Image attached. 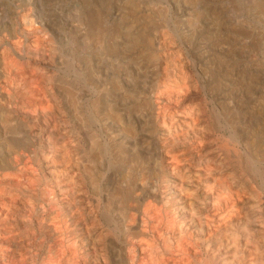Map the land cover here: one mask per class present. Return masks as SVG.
<instances>
[{
    "label": "bare ground",
    "instance_id": "1",
    "mask_svg": "<svg viewBox=\"0 0 264 264\" xmlns=\"http://www.w3.org/2000/svg\"><path fill=\"white\" fill-rule=\"evenodd\" d=\"M23 1L29 2L32 0H23ZM222 1H224V0H222ZM259 2H260V0H259ZM21 4H24V3H21ZM26 6H27V4H26ZM250 6H251V4H250ZM191 7L192 6H190V8ZM214 7H216V6H214ZM256 7L259 9V11L261 13H264V1L257 3ZM28 8H29V6H28ZM29 9L28 10L26 9L25 11L21 12V14H19L20 16L17 15L18 16L17 19L12 18L14 20L12 21L11 27L9 28V30L11 29L10 36H9V38H6L7 40L4 41L2 47H0V94L2 95V98L0 100V109L2 110V111H0V144L3 145L4 151H5L3 154H5L7 156L6 160L3 158L6 161L4 163V165L2 166L3 168H0V264H26V259L27 258L29 259L28 253H27V248H28L27 246L31 243L37 248V250H40L44 247L43 245L46 241L48 242V247L46 248V254L43 257L42 261L38 262L40 264H98V256H99V254H101V253H99V248H101L100 242L102 241L101 240L102 237H101V233H100L101 229H102V225H107V227L110 228L109 225L111 222V218L109 216H107L108 213L106 215H104L103 210L105 209V212L108 211L109 207H110L109 201H112L118 197L117 188L115 186L114 181L112 179H111L112 182L109 180L111 182V184H110V187L108 188L107 195H106L107 199L104 203L103 202L104 196L102 193L103 191H101L100 182H99L100 181V179H99L100 175H98L99 174L98 168H97L98 165H97V163L94 165V162L89 160L85 155L86 146L90 141L85 146V144H84L85 142L82 139H79V133H78L79 130H78V132H76L75 128H74L75 130L72 129L71 131H69L67 128H62V126L65 125V123H64L65 122V118H64L65 114L66 113L68 114L69 112H70L69 117L71 116V120H73L72 121L73 123L74 122H76V123L81 122L80 124L83 125L84 120L82 122L79 111L77 109V102L76 101L79 99V97L77 96V94L72 92L73 87L71 89L67 85H62V87L60 88L59 86L61 85V83H60L61 80H57L56 78H54L56 75L54 77H53V75H51V73L52 72L55 73L54 71L56 70L54 64L59 63L58 61L60 60V58H59L60 56L59 57L57 56V54H58L57 52L59 50V48H57V40H58V35H60V34H58L57 31H55L53 29V27H52L53 25L51 26L52 28L49 27V25H48L49 23H47L44 20V18L42 17V15L39 14L38 8H37L38 11L36 9L35 10H31V9L29 10ZM212 9H214V8H212ZM258 9H257V11H258ZM195 11H193V12L196 13ZM16 12H18V11H16ZM130 12L132 13L133 11H130ZM224 14H225V12H224ZM258 14H259V12H258ZM133 15H135V14H133ZM192 16H193V14H192ZM13 17H15V16H13ZM89 17H91V15ZM95 17H97V15ZM100 19H102V18H100ZM100 19H99V21H100ZM135 19H139V17L135 18ZM205 19H207V18H205ZM83 20H84V18H83ZM85 20L88 21V19H85ZM78 21H80V19ZM89 21H91V20H89ZM89 21H88V23H89ZM146 21H147V19H146ZM80 22H83V21H80ZM194 22H196V21H194ZM6 23H7V21H6ZM52 23L54 24V22H52ZM77 23H79V22H77ZM84 23L86 24V22H84ZM138 23L139 22H137V24ZM156 23H157V21H156ZM75 24H76V21H75ZM96 24L97 23H95V25ZM143 24H144V22H143ZM219 24L220 23H218V25ZM211 25H210V27H212ZM147 26H149V24ZM163 26H161V27H163ZM64 27H62L63 30H64ZM86 27H87V25H86ZM136 27H137V25H136ZM77 28L79 29V27H77ZM91 28H93V27H91L89 25L88 30H93ZM214 28H215V26H214ZM229 28H227V29H229ZM142 29H143V31H141V32L139 31L140 34L134 38V42L142 44L143 46L150 48L151 51L153 52V56H157V52L159 50L161 51L162 48L159 46H158V48H155L154 47L155 46L154 39L151 38V36L148 34V32L146 31V28H142ZM72 31H74V30H72ZM96 31L98 32V30H96ZM132 31H137V30H132ZM165 31H164V33H165ZM181 31H182V29H181ZM189 31H190V29H189ZM202 31L200 33H202ZM89 32H91V31H89ZM89 32H88V34H89ZM100 32H99V34H101ZM175 32H177V31H175ZM78 33H80V32H78ZM167 33H169V32H167ZM184 33H186V32H184ZM85 34H87V33H85ZM176 34H178V33H176ZM190 34L192 35V33H190ZM1 35H2V33H1ZM162 35H163V33H162ZM95 36H97V35H95ZM128 36H130V35L128 34ZM90 37H91V35H90ZM92 37H93V35H92ZM170 37H172V36H170ZM208 37H209V35H208ZM252 37H254V36H252ZM100 38H101V36H100ZM243 38H246V36ZM66 39H68V37ZM102 39H103V37H102ZM160 39H162V36ZM233 41H234V39H233ZM82 42H83V40H82ZM94 42H96V41H94ZM99 42H100V40H99ZM160 42H162L161 46L165 45L164 40L160 41ZM204 42L209 43V41H204ZM262 42H264V41H262ZM84 43H85V39H84ZM97 43H98V41H97ZM167 43H168V40H167ZM172 43H174V42H172ZM244 43H245V41H244ZM90 44H92V43H90ZM107 44H108V42H107ZM59 45H58V47H60ZM67 45H69V44H67ZM61 46H63V45H61ZM91 46L93 48V45H91ZM91 46L89 48H91ZM94 46H96V45H94ZM201 46H203V45H201ZM177 47H179V46H177ZM60 48H62V47H60ZM73 48H74V46H73ZM107 48H109V47H107ZM113 48H112V50H113ZM123 48H125V47H123ZM134 48H136V47H134ZM82 49H85V48H82ZM82 49H80V50L82 51ZM194 49L196 50V48H194ZM252 49H254V48H252ZM262 49H264V45H262ZM60 50H62V49H60ZM123 50L125 51V49H123ZM256 50L254 52H257ZM75 51H76V49H75ZM113 51H115V50H113ZM127 51L129 52V50H127ZM131 51L134 53L133 50H130V52ZM85 52H87V51H85ZM138 52H140V50L137 51V54H138ZM163 52H164V50H163ZM250 52H252V50ZM68 53H70V52L68 51ZM82 53H83V51H82ZM178 53H179V51H178ZM260 53H261V55L264 54L261 51H260ZM87 54H89V51L87 52ZM125 54H126V52H125ZM184 54H186V53H184ZM247 54H250V53H247ZM253 54H251V55H253ZM65 55H67V54H65ZM255 55H256V53H255ZM158 56H160V55H158ZM175 56H177V55H175ZM205 56H207V55H205ZM256 56H258V55H256ZM262 56H264V55H262ZM134 57H135V55H134ZM170 57H172V56H170ZM185 57H187V56H185ZM214 57H216V55ZM230 57H232V55ZM243 57H244V55H243ZM253 57H255V56L253 55ZM256 58H258V57H256ZM63 59H64V57H63ZM170 59H172V58H170ZM180 59H178V60H180ZM199 59H201V58H199ZM212 59H213V57H212ZM214 59H216V58H214ZM232 59H233V57H232ZM92 60L93 59H91V61ZM169 60L166 57H164V55H163L161 57H158L154 61V69H155V73L157 75L156 80L154 81L155 82L154 86H152L153 87L152 93H154V100H152V101L149 100L147 104L142 103V106L144 105L143 108H145L144 111H142V112H144V113L146 112V117H147L146 123H145L146 127H144L146 137H147V138H145L146 139V145H145L146 148L145 149L147 150V152H144V153H145V155L148 154V157H146V158L148 159V162H150L149 164L152 165V169L154 170V171H152V172H154L152 177H158L159 173L163 174L164 177L162 176L160 181H157L156 184H154V183L157 179L154 182H150L148 184L149 186L147 185L145 187L143 184L139 183L140 185H138V183H135L132 191L130 190L131 192L128 191V192L123 193L122 195L119 193L121 195L120 199H122V198L126 199L129 196H131V198L134 199L133 202L135 201V203H137L141 199L146 200V201H144V203H145L143 205L144 208L142 207L143 210L139 211V210L135 209L133 212L132 211H130V212L125 211L126 214L123 215V225H122L123 226V229H122L123 232L122 233H124V235L127 238H129V241H128L129 247H127V246L125 247L126 248V252H125L126 255L121 257V264H146L147 263L146 259L151 260V261L153 260L154 264H193V263L195 264V262L196 263L199 262V257L201 256L199 250L202 247L204 248V251L209 256V259L211 261L210 264H264V237H262L259 234V232H261V231L259 229H257V221L252 218L253 215L255 217V214L257 212H259L260 215L262 217H264V201L261 200L262 202H259L257 205L255 202L256 200H260L261 195L264 194V136H262L260 138L259 136L255 135L254 133H253L254 135L251 136V127L254 128L253 125L252 126L245 125L242 128V126H240V125L236 126L233 124L232 119L230 118V115H229V111H231L229 109V107L231 104L229 102L227 103V111H225V104L224 103H226V102H224V103L222 102L223 101L222 98H224V97H222L221 96L222 94H219V92H218V89L220 88V86H219V84L216 85V84L212 83V77L208 76L209 74L207 75V73L209 72L208 70H206L207 66L205 64L201 63V65L197 66L196 71H198L199 73L201 72L200 76L204 77L205 83L206 82H208V83L203 84L202 80L198 81L199 78L195 79V80H197L200 83V84L199 83L198 84H199V88H200L201 92L203 93V96L205 97V99H204V97L202 96L204 99L205 105H209V108H208L209 111L207 114L209 115L211 122L207 119L210 122V124H205L204 120H203V114L205 113V111L199 106L200 105L199 104L200 99H199V101H197L198 103L191 102L190 97H192L191 96L192 92L190 91V89L193 87H191L192 83H189L190 86H188V84H187V82L190 79L187 80L185 78L187 80L186 83L183 80L181 81L179 79L178 80L180 82L179 81L177 82L175 80H170V78H171L170 76H172V75L169 76L170 73L169 74L167 73V71H169V70H163V72L160 71L161 73H159V68H160L161 63L164 62V65H166V67H167ZM190 60H192V59L190 58ZM248 60H249V58H248ZM173 61H174V59H173ZM260 61H261V59H260ZM60 62H61V60H60ZM149 62L150 61H148V63ZM212 62H213V60H212ZM223 62L221 61V63H223ZM227 62H228V60H227ZM258 62H259V60L256 63H258ZM111 63L114 64V62H111ZM151 63H152V60H151ZM143 64H144V62H143ZM216 64H218V63H216ZM80 65H82V64H80ZM149 65H147L146 68H148ZM188 65H189V63H188ZM207 65H208V63H207ZM210 65L211 64H209L208 66H210ZM180 66H181V64H180ZM81 67H83V66H81ZM166 67H165V69H166ZM121 68H123V67L121 66ZM162 68H163V66H162ZM226 68H227V66H226ZM259 68H260V66H258V69ZM70 69H72V68H70ZM99 69L100 68L98 67V70ZM119 69H120V67H119ZM119 69H118V71H119ZM230 69H232V68H230ZM262 70H264V69H262ZM87 71H89V70H87ZM94 71H95V69H94ZM124 71H125V69H124ZM175 72H176V70H175ZM61 73H63V72H61ZM95 73H97V72H95ZM127 73H128V70H127ZM217 73H219V71ZM235 73H237V72H235ZM56 74H58V73H56ZM86 74H88V73L86 72ZM93 74L94 73H92L91 75H93ZM183 74H184V72H183ZM62 75H64V74H62ZM94 75H96V74H94ZM116 75H118V73ZM175 75L177 76V74H175ZM185 75H186V72H185ZM115 76H113V77H115ZM180 76H179V78H180ZM113 77H112V79H115ZM183 77H184V75H183ZM220 77H221V75H220ZM117 78H118V76H117ZM222 78L224 79V77H222ZM116 79H115V81H116ZM241 80H242V78H241ZM117 81H119V80H117ZM226 81H227V79H226ZM111 82H114V81L111 80ZM152 82H153V80H152ZM256 82H257V84L264 82V72L258 73V78L256 79ZM119 83H120V81H119ZM193 83H194V81H193ZM215 83H217V82H215ZM100 84H98V85H100ZM84 85H86V84H84ZM92 85H94V84H92ZM244 85H245V83H244ZM240 86H241V84H240ZM100 87H102V86H100ZM216 87H219V88L216 89ZM237 87H238V85L236 86V88ZM246 87H247V85H246ZM242 88L246 89L245 87H242ZM257 88H259V87H257ZM244 89H243V91H244ZM248 91H249V89H248ZM201 92L199 91L200 94H201ZM252 92H254V91H252ZM91 93L93 94V91ZM126 93H127V91H126ZM238 93H239V91H238ZM256 93H258V92H256ZM100 94H102V93H100ZM110 94H113V93H110ZM122 94H125V93L123 92ZM253 94H255V93H253ZM58 95L61 96V100H59ZM102 95H104V94H102ZM228 95H231V94H228ZM228 95L226 96V98L228 97ZM80 96H83V95L81 94ZM193 97H194V95H193ZM260 97H258V98H260ZM88 98H90V96ZM113 98H115V97H113ZM207 98H209L210 100H208ZM131 100H132V98H131ZM261 100L264 101V96L261 97ZM80 101L78 100V102H80ZM230 102L232 103V101H230ZM81 103L82 102H80V104ZM197 104H199V105H197ZM254 104L256 105V103H254ZM261 104L264 105V103H260V105ZM126 105L127 104H125V106ZM139 106L135 105V107H139ZM90 107H89V109H90ZM113 107L115 108V106H113ZM232 107H233V105H232ZM98 108H97V110H98ZM236 108H238V107H236ZM243 110H244V108H243ZM80 111H82V109ZM252 111H253V109H252ZM138 112H140V110H137V109L134 110V113H138ZM94 113H96V112H94ZM104 113H106V112H104ZM82 114L84 115V113H82ZM128 114H129V112H128ZM262 114H264V113H262ZM110 115H112V113ZM114 115H116V113ZM118 115H120V113ZM87 117H89V116L87 115ZM252 117H253V115H252ZM240 118H243V117L240 116ZM250 118H249V120H250ZM262 118H264V116H262ZM91 119H93V118H91ZM117 120H118V118H117ZM122 120H124V119L122 118ZM87 121H88V123L90 122L89 120H87ZM262 121H264V120H262ZM102 122H103V120H102ZM102 122H100V123H102ZM104 122H105V119H104ZM115 122H116V119H115ZM237 122H238V124H240L239 120ZM254 122H252V123L254 124ZM84 123H87V122H84ZM257 123L258 122H256V124ZM133 124H134V122H133ZM262 124H264V123H262ZM78 125H79V123H78ZM229 125H232L233 129H230L231 127L229 128ZM241 125H242V123H241ZM135 126H136V123H135ZM67 127H68V125H67ZM72 127H74V126H72ZM84 127L82 126L83 129H84ZM209 127H212L214 132L218 134L217 138H215L214 140L210 139V137H209V135H210V132H209L210 128ZM91 128L94 130L93 127H91ZM107 128H108V126H107ZM126 128L128 129V127H126ZM129 128H130V126H129ZM135 128H133V129H135ZM130 129H132V127ZM261 129H262L261 132L264 133V128H261ZM98 130H101V129H98ZM132 131H135V130H132ZM94 132H95V130H94ZM105 132H107V131H105ZM124 132H125V130H124ZM255 132H258V131H255ZM259 133H260V131H259ZM114 134L116 135V132ZM108 137H109V134H108ZM220 140H222V142L219 144ZM117 141H119V140H117ZM104 143H105V141H104ZM118 143H120V141ZM128 144H129V142L127 143V145ZM95 145H96L95 143L91 142L89 146H90V148H92V147L95 148ZM112 145H109V146H112ZM121 145H123V144H121ZM125 145L126 144H124V147H125ZM212 145H215L216 149H214V148L211 149L210 146H212ZM89 146H87V147H89ZM115 146H114V148H115ZM124 147L121 146L120 154L122 156H125L128 158L129 155L126 154L127 151L124 149ZM0 149L2 150V148H0ZM103 149H104V147H103ZM109 150H111V149H109ZM217 151H219L220 153L225 151V155H224L225 159H223V157L221 155H217ZM105 152H107L106 149H105ZM97 153H96V155H97ZM138 154L139 153L137 152V156H138ZM111 155H113V154L111 153L110 156ZM131 155L130 156L132 158L136 157V155L134 157L133 152L131 153ZM102 157H104V156H102ZM125 157H123V159ZM139 158L140 157H138V159ZM97 161L99 162V159ZM116 161H117V159H116ZM230 161L238 162V164L242 168V171L244 172V175H245V178H244L245 181L244 182H242L240 180V178L236 176V174H235L236 171L229 169L228 162H230ZM123 162H124V160H123ZM130 162H131V160H130ZM144 164H145V161H144ZM149 164H148V166H149ZM232 164L233 163H231V165ZM236 164L234 163V165H236ZM100 166H101V164H100ZM139 167H141V166H139ZM103 168H101V169L104 170ZM132 169H135V168H132ZM5 170H9V173H8V171L6 173ZM141 172H143V171H141ZM137 173H139V172H137ZM14 177L15 178L17 177L20 180L12 179ZM3 178H6V180H8V181H6V182L3 181V180H5ZM7 178H9V179H7ZM133 179H134V177L132 178V182H133ZM140 179H141L140 180V182H141L143 177H141ZM168 181H169V183H168ZM138 182H139V180H138ZM120 186H122V184ZM125 186H127V185H125ZM125 186H123V188ZM247 186H250L251 190H249V192L247 191ZM164 188L170 190L169 191V192H171L170 198H168L167 196L166 197L164 196V193H166L163 191ZM102 190H104V189H102ZM15 191H17L18 194H20L22 196V198H19L18 197L19 195L15 196L14 195ZM202 200H204V201H202ZM172 203H173V205H174V203H176V207H172V205H171ZM245 204L249 205L248 206L249 211L247 210L249 212V214H247L246 210L244 209ZM135 206L133 208H135ZM137 206H138V204H137ZM120 207H122V206H120ZM115 209H116V207H115ZM114 214H116V213H114ZM112 216H113V214H112ZM262 226H264V225H261V227ZM118 230H119V228H118ZM130 237H132V239L134 238L135 240L132 242L130 240ZM165 237H167V238H165ZM107 239L109 241L110 246L116 245L115 242L113 241V239L111 240V239H109V237H107ZM172 241H175V243H174L175 245L170 244V243H172ZM122 242H124V241H122ZM104 245L106 246V244H104ZM102 252H103V250H102ZM118 254H119V251H118ZM36 257H37V253L32 254V258H33L34 262H36V260H37ZM203 259H204V257H203ZM205 259H204V261H205ZM201 262H202V260H201ZM35 264H37V262Z\"/></svg>",
    "mask_w": 264,
    "mask_h": 264
},
{
    "label": "rangeland",
    "instance_id": "2",
    "mask_svg": "<svg viewBox=\"0 0 264 264\" xmlns=\"http://www.w3.org/2000/svg\"><path fill=\"white\" fill-rule=\"evenodd\" d=\"M33 1V2H32ZM29 2L23 1V0H0V47H2L4 41H6V38H9L11 29V23L14 19H17L19 14L21 12L28 10L29 8L31 10H37L39 14L42 15L44 20L49 23V27L57 31L58 34V40H57V48L58 54L57 56L60 58L58 61L59 63H55L54 66L56 70L55 73H51L54 78L57 80H61V85H67L71 89L73 87V93L77 94L79 97V101L77 102V109L79 111L81 120L84 123L83 125L80 124L81 122H72L70 112L65 114V127L62 126V128H67L69 131L72 129H76V132L79 130V139H82L86 144L88 143L90 145L91 142L95 143V148L87 144L85 149V155L86 157L94 162V165L97 163L98 165V175L100 179V187L101 191H103L104 200L105 203L107 199V191L110 187V184L112 180L115 183V186L117 188L118 197L112 201H109L110 207L109 210L105 212V209L103 210L104 215L108 213L107 216L111 218L110 222V228L107 227V225H102L101 229V237L102 241L100 242L101 248H99V256H98V264H121V257L126 255V246H128L129 238H127L124 233H122L123 229V215L126 214V212L134 211L136 210H143L144 208V200H139L137 203L134 199L129 196L128 198L120 199L121 195L125 192L132 191L134 188V184L138 183V185L143 184L144 187L147 186L150 182H154L156 184L157 181H160L161 177L164 175L159 173L158 177H152L154 171L152 169V165H150L148 162V154L145 155L144 152H147L145 149L146 145V133L145 128L146 127V112L144 111L145 108L143 104H147L148 101L154 100V93H152V86H154V81L156 80V73L154 69V61L158 58L164 55L169 62L168 66L164 65V62L161 63L159 68V73L163 72V70H169L167 73L172 76H170V80H183L185 83L187 80L188 86H190L189 83H192L191 87L189 88L192 92V97H190L191 102L198 103L205 113L203 114V120L205 124H210L211 119L209 115L207 114L209 111V105H205L203 96V93L201 92L199 88V80L203 81V84L205 83L204 77H201L197 70V66L202 64H205L207 66L206 70L209 72L207 73L208 76L212 77V83L220 86L216 87L218 89L219 94H222L221 96L224 97L223 103L225 104V111H227V103L229 102L231 105L229 109L232 111H229L230 118L232 119V122L236 126H242V128L245 125L254 126L251 127V136L257 135L260 138L264 136V133H262V129L264 128V105H260V103H264V101L261 100V97L264 96V82L257 84L256 79L258 78V73L264 72V54L261 55L260 51L264 53V49H262V45H264V13H261L259 9L256 7L257 3H260L264 0H32ZM82 1V2H81ZM194 1V2H193ZM226 1V2H225ZM247 1V2H246ZM253 1V2H252ZM211 2V3H210ZM24 3V4H21ZM32 3V4H31ZM193 3V4H192ZM248 5H247V4ZM27 4V6H26ZM217 4V5H216ZM251 4V6H250ZM256 4V5H255ZM31 5V6H30ZM34 5V6H33ZM132 5V6H131ZM208 5V6H207ZM212 5V6H211ZM23 6V7H22ZM29 6V8H28ZM36 6V7H35ZM136 6V7H135ZM190 6H192L190 8ZM207 6V7H206ZM216 6V7H214ZM219 6V7H218ZM222 6V7H221ZM249 6V7H248ZM253 6V7H252ZM201 7V8H200ZM214 8V9H212ZM254 8V9H253ZM29 9V10H30ZM42 9V10H41ZM131 9V10H130ZM187 9V10H186ZM196 13H194L193 11ZM211 9V10H210ZM227 9V10H226ZM258 9V11H257ZM186 10V11H185ZM18 11V12H16ZM130 11H133L132 13ZM138 11V12H137ZM152 11V12H151ZM216 11V12H215ZM254 11V12H253ZM188 12V13H187ZM193 12V13H192ZM201 12V13H200ZM210 12V13H209ZM225 12V14H224ZM227 12V13H226ZM259 12V14H258ZM95 13V14H94ZM206 13V14H205ZM58 14V15H57ZM91 17H89L90 15ZM99 14V15H98ZM125 14V15H124ZM130 16H129V15ZM135 14V15H133ZM152 14V15H151ZM193 14V16H192ZM211 14V15H210ZM218 14V15H217ZM221 14V15H220ZM18 15V16H17ZM44 15V16H43ZM78 15V16H77ZM86 15V16H85ZM94 15V16H93ZM97 15V17H95ZM140 15V16H139ZM209 15V16H208ZM258 15V16H257ZM15 16V17H13ZM99 16V17H98ZM223 16V17H222ZM62 17V18H61ZM139 19H135L138 18ZM153 17V18H152ZM199 17V18H198ZM202 19H201V18ZM227 17V18H226ZM14 18V19H12ZM85 19L91 20L88 21ZM102 18V19H100ZM122 18V19H121ZM129 20H128V19ZM207 18V19H205ZM215 18V19H214ZM258 18V19H257ZM49 19V20H48ZM80 19V22L78 21ZM100 19V21H99ZM143 19V20H142ZM147 19V21H146ZM194 19V20H193ZM198 19V20H197ZM201 21H200V20ZM230 19V20H229ZM56 20V21H55ZM141 20V21H140ZM176 20V21H175ZM186 20V21H185ZM7 21V23H6ZM11 21V22H10ZM62 21V22H61ZM74 21V22H73ZM76 21V24H75ZM130 21V22H129ZM132 21V22H131ZM139 22L137 24V22ZM157 21V23H156ZM196 21V22H194ZM206 21V22H205ZM233 21V22H232ZM54 22V24L52 23ZM65 22V23H64ZM79 22V23H77ZM86 22V24L84 23ZM135 22V23H134ZM144 22V24H143ZM174 22V23H173ZM179 22V23H178ZM194 22V23H193ZM206 24H204V23ZM68 23V24H67ZM95 23H97L95 25ZM142 23V24H141ZM156 23V24H155ZM162 23V24H161ZM201 25H200V24ZM214 23V24H213ZM218 23H220L218 25ZM228 23V24H227ZM233 23V24H232ZM72 26H71V25ZM140 24V25H139ZM149 24V26H147ZM212 24V25H211ZM53 25V26H52ZM76 25V26H75ZM87 25V27H86ZM89 25L93 28V30H88ZM129 27H128V26ZM137 25V27H136ZM164 25V26H163ZM172 25V26H171ZM185 25V26H184ZM210 25L212 27H210ZM218 25V26H217ZM226 25V26H225ZM241 25V26H240ZM52 26V27H51ZM60 26V27H59ZM65 26V27H64ZM67 26V27H66ZM75 26V27H74ZM100 26V27H99ZM135 26V27H134ZM141 26V27H140ZM163 26V27H161ZM215 26V28H214ZM221 26V27H220ZM228 26V27H227ZM257 26V27H256ZM56 27V28H55ZM64 27V30L63 28ZM79 27V29L77 28ZM230 27V28H229ZM239 27V28H238ZM249 27V28H248ZM7 28V29H6ZM67 28V29H66ZM77 28V29H76ZM101 28V29H100ZM126 28V29H125ZM130 28V29H129ZM134 28V29H133ZM142 28H146V31L151 36V38L154 39L155 42V48L161 47V51L159 50L157 52V56H153V52L150 48L143 46L142 44L135 43L134 38L137 37L141 31H143ZM168 28V29H167ZM177 28V29H176ZM209 28V29H208ZM229 28V29H227ZM61 29V30H60ZM71 29V30H70ZM98 30V32L96 30ZM137 31H132V30ZM140 29V30H139ZM142 29V30H141ZM182 29V31H181ZM190 29V31H189ZM231 29V30H230ZM59 30V31H58ZM67 30V31H66ZM74 30V31H72ZM83 30V31H82ZM125 30V31H124ZM163 30V31H162ZM166 30V31H165ZM171 30V31H170ZM203 30V31H202ZM212 30V31H211ZM229 30V31H228ZM241 30V31H240ZM248 30V31H247ZM250 30V31H249ZM4 31V32H3ZM72 31V32H71ZM76 31V32H75ZM91 31V32H89ZM93 31V32H92ZM95 31V32H94ZM101 31V32H100ZM140 31V32H139ZM154 31V32H153ZM165 31V33H164ZM173 31V32H172ZM177 31V32H175ZM188 31V32H187ZM202 31V33H200ZM206 31V32H205ZM228 31V32H227ZM234 31V32H233ZM259 33H258V32ZM80 32V33H78ZM89 32V34H88ZM99 32L101 34H99ZM169 32V33H167ZM186 32V33H184ZM251 32V33H250ZM2 33V35H1ZM66 33V34H65ZM87 33V34H85ZM163 33V35H162ZM172 33V34H171ZM178 33V34H176ZM183 33V34H182ZM192 33V35L190 34ZM195 33V34H194ZM65 34V35H64ZM72 34V35H71ZM128 34L130 36H128ZM135 34V35H134ZM167 34V35H166ZM189 34V35H188ZM221 34V35H220ZM257 34V35H256ZM4 35V36H3ZM62 35V36H61ZM77 35V36H76ZM91 35V37H90ZM93 35V37H92ZM97 35V36H95ZM124 35V36H123ZM176 35V36H175ZM181 35V36H180ZM201 35V36H200ZM209 35V37H208ZM235 35V36H234ZM251 35V36H250ZM259 35V36H258ZM87 36V37H86ZM89 36V37H88ZM101 36V38H100ZM162 36V39H160ZM172 36V37H170ZM237 36V37H236ZM240 36V37H239ZM246 38H243L245 37ZM254 36V37H252ZM3 37V38H2ZM5 37V38H4ZM68 37V39H66ZM95 37V38H94ZM98 39H97V38ZM103 37V39H102ZM125 37V38H124ZM165 37V38H164ZM168 37V38H167ZM185 37V38H184ZM191 37V38H190ZM214 37V38H213ZM62 38V39H61ZM75 38V39H74ZM85 43H84V39ZM91 38V39H90ZM100 38V39H99ZM157 38V39H156ZM190 38V39H189ZM195 38V39H194ZM206 38V39H205ZM230 38V39H229ZM238 38V39H237ZM242 38V39H241ZM259 38V39H258ZM5 39V40H4ZM66 39V40H65ZM93 39V40H92ZM106 39V40H105ZM132 39V40H131ZM170 39V40H169ZM197 39V40H196ZM234 39V41H233ZM83 40V42H82ZM91 42H90V41ZM100 40V42H99ZM159 40V41H158ZM165 45L161 46L163 41ZM168 40V43H167ZM177 40V41H176ZM184 40V41H183ZM218 40V41H217ZM240 40V41H239ZM254 40V41H253ZM66 41V42H65ZM69 41V42H68ZM72 41V42H71ZM96 41V42H94ZM98 41V43H97ZM157 41V42H156ZM171 41V42H170ZM204 41H209L204 42ZM216 43H215V42ZM220 41V42H219ZM223 41V42H222ZM238 41V42H237ZM245 41V43H244ZM257 41V42H256ZM59 42V43H58ZM62 42V43H61ZM82 42V43H81ZM102 42V43H101ZM108 42V44H107ZM174 42V43H172ZM218 42V43H217ZM229 42V43H228ZM233 42V43H232ZM236 42V43H235ZM61 43V44H60ZM87 43V44H86ZM92 43V44H90ZM101 43V44H100ZM106 43V44H105ZM129 43V44H128ZM262 43V44H261ZM60 44V45H59ZM69 44V45H67ZM79 44V45H78ZM87 46H86V45ZM98 44V45H97ZM101 46H100V45ZM116 44V45H115ZM133 44V45H132ZM184 44V45H183ZM192 44V45H191ZM239 44V45H238ZM251 44V45H250ZM254 44V45H253ZM58 45L60 47H58ZM63 45V46H61ZM74 48H73V46ZM93 45V48L92 46ZM96 45V46H94ZM129 45V46H128ZM136 45V46H135ZM141 45V46H140ZM190 45V46H189ZM203 45V46H201ZM206 45V46H205ZM211 45V46H210ZM84 46V47H83ZM91 46V48H89ZM100 48H99V47ZM127 46V47H126ZM136 48H134V47ZM179 46V47H177ZM200 46V47H199ZM221 46V47H220ZM247 46V47H246ZM70 47V48H69ZM109 47V48H107ZM114 47V48H113ZM117 47V48H116ZM125 47V48H123ZM129 47V48H128ZM132 47V48H131ZM138 47V48H137ZM172 47V48H171ZM204 47V48H203ZM85 48V49H82ZM98 48V49H97ZM115 50L113 51L112 50ZM128 48V49H127ZM141 48V49H140ZM174 48V49H173ZM196 48V50L194 49ZM206 48V49H205ZM249 50H248V49ZM254 48V49H252ZM259 48V49H258ZM261 48V49H260ZM62 49V50H60ZM76 49V51H75ZM82 49V51L80 50ZM125 49V51L123 50ZM181 49V50H180ZM189 49V50H188ZM201 49V50H200ZM252 52H250L251 50ZM257 49V50H256ZM66 50V51H65ZM80 50V51H79ZM112 50V51H111ZM121 52H120V51ZM123 50V51H122ZM129 50V52L127 51ZM130 50H133L134 53ZM140 50V52L137 51ZM164 50V52H163ZM211 50V51H210ZM241 50V51H240ZM257 52H254V51ZM68 51L70 53H68ZM89 51V54L87 52ZM101 51V52H100ZM167 51V52H166ZM173 51V52H172ZM179 51V53H178ZM200 51V52H199ZM227 51V52H226ZM229 51V52H228ZM235 51V52H234ZM62 52V53H61ZM79 54H78V53ZM92 52V53H91ZM123 52V53H122ZM126 52V54H125ZM223 52V53H222ZM60 53V54H59ZM67 55H65V54ZM128 53V54H127ZM159 53V54H158ZM178 53V54H177ZM186 53V54H184ZM219 53V54H218ZM239 53V54H238ZM246 53V54H245ZM250 53V54H247ZM254 53V54H253ZM258 55L256 56L255 55ZM63 54V55H62ZM71 54V55H70ZM86 54V55H85ZM151 54V55H150ZM169 54V55H168ZM183 54V55H182ZM188 54V55H187ZM209 54V55H208ZM218 54V55H217ZM228 54V55H227ZM253 54L255 57H253ZM76 55V56H75ZM89 55V56H88ZM96 55V56H95ZM125 55V56H124ZM135 55V57H134ZM145 55V56H144ZM160 55V56H158ZM168 55V56H167ZM177 55V56H175ZM203 55V56H202ZM207 55V56H205ZM216 55V57H214ZM232 55V57H230ZM244 55V57H243ZM261 55V56H260ZM64 59H63V57ZM88 56V57H87ZM98 56V57H97ZM172 56V57H170ZM187 56V57H185ZM210 56V57H209ZM222 56V57H221ZM74 57V58H73ZM76 57V58H75ZM93 57V58H92ZM96 57V58H95ZM154 57V58H153ZM175 57V58H174ZM181 59H180V58ZM194 59H193V58ZM205 57V58H204ZM209 57V58H208ZM213 57V59H212ZM224 57V58H223ZM229 57V58H228ZM239 57V58H238ZM249 60H248V58ZM258 57V58H256ZM68 58V59H67ZM125 58V59H124ZM140 58V59H139ZM190 58L192 60H190ZM201 58V59H199ZM216 58V59H214ZM218 58V59H217ZM223 58V59H222ZM226 58V59H225ZM252 58V59H251ZM75 59V60H74ZM78 59V60H77ZM86 59V60H85ZM91 59H93L91 61ZM147 59V60H146ZM154 59V60H153ZM162 59V58H161ZM174 59V61H173ZM180 59V60H178ZM188 59V60H187ZM213 62H212V60ZM240 59V60H239ZM244 59V60H243ZM261 59V61H260ZM64 62H63V61ZM152 60V63H151ZM228 60V62H227ZM239 60V61H238ZM259 60L258 63H256ZM73 61V62H72ZM91 61V62H90ZM95 61V62H94ZM122 61V62H121ZM148 61H150L148 63ZM173 61V62H172ZM178 61V62H177ZM185 61V62H184ZM211 61V62H210ZM221 61L223 63H221ZM226 61V62H225ZM243 63H242V62ZM63 62V63H62ZM87 62V63H86ZM111 62H114L111 63ZM141 62V63H140ZM144 62V64H143ZM181 62V63H180ZM251 62V63H250ZM76 63V64H75ZM121 63V64H120ZM124 63V64H123ZM147 63V64H146ZM151 63V64H150ZM176 63V64H175ZM189 63V65H188ZM191 63V64H190ZM198 63V64H197ZM211 64L210 66L207 65ZM218 63V64H216ZM230 63V64H229ZM234 63V64H233ZM239 63V64H238ZM250 63V64H249ZM256 63V64H255ZM62 64V65H61ZM82 64V65H80ZM89 64V65H88ZM141 64V65H140ZM150 64V65H149ZM181 64V66H180ZM229 64V65H228ZM249 64V65H248ZM256 66H255V65ZM259 64V65H258ZM262 64V65H261ZM60 65V66H59ZM64 65V66H63ZM72 65V66H71ZM76 65V66H75ZM78 65V66H77ZM88 65V66H87ZM139 65V66H138ZM145 65V66H144ZM148 66V68H146ZM224 65V66H223ZM235 67H234V66ZM68 66V67H67ZM83 66V67H81ZM87 66V67H86ZM97 66V67H96ZM121 66L123 68H121ZM143 66V67H142ZM163 66V68H162ZM175 66V67H174ZM189 68H188V67ZM213 66V67H212ZM216 66V67H215ZM229 69H227L226 68ZM232 66V67H231ZM258 66L260 68L258 69ZM85 67V68H84ZM98 67L100 68L98 70ZM115 67V68H114ZM117 67V68H116ZM120 67V69H119ZM142 67V68H141ZM151 67V68H150ZM166 67V69H165ZM171 69H170V68ZM180 67V68H179ZM65 68V69H64ZM67 68V69H66ZM72 68V69H70ZM84 68V69H83ZM144 68V69H143ZM184 68V69H183ZM195 70H194V69ZM212 68V69H211ZM232 68V69H230ZM235 68V69H234ZM237 68V69H236ZM251 68V69H250ZM59 69V70H58ZM86 69V70H85ZM95 69V71H94ZM119 69V71H118ZM125 69V71H124ZM179 69V70H178ZM181 69V70H180ZM189 71H188V70ZM89 70V71H87ZM97 70V71H96ZM115 70V71H114ZM128 70V73H127ZM176 70V72H175ZM227 72H226V71ZM233 72H232V71ZM93 71V72H92ZM100 71V72H99ZM153 71V72H152ZM161 71V72H160ZM182 71V72H181ZM188 71V72H187ZM219 71V73H217ZM254 71V72H253ZM63 72V73H61ZM74 72V73H73ZM80 74H79V73ZM86 72L88 74H86ZM97 72V73H95ZM184 72V74H183ZM186 72V75H185ZM237 72V73H235ZM58 73V74H56ZM72 73V74H71ZM77 73V74H76ZM92 73L96 75H91ZM118 73V75L116 74ZM122 73V74H121ZM172 73V74H171ZM190 73V74H189ZM228 73V74H227ZM247 73V74H246ZM61 74V75H60ZM62 74H66L65 76ZM90 74V75H89ZM177 74V76L175 75ZM188 74V75H187ZM227 74V75H226ZM246 76H245V75ZM86 75V76H85ZM98 75V76H97ZM103 75V76H102ZM116 75V76H115ZM129 75V76H128ZM181 75V76H180ZM184 75V77H183ZM192 75V76H191ZM215 75V76H214ZM221 75V77H220ZM115 76V77H113ZM118 76V78H117ZM133 78H132V77ZM180 76V78H179ZM187 76V77H186ZM198 76V77H197ZM67 77V78H66ZM69 77V78H68ZM100 77V78H99ZM113 78H117L116 81ZM126 77V78H125ZM129 77V78H128ZM183 77V78H182ZM192 77V78H191ZM197 77V78H196ZM201 77V78H200ZM224 77V79L222 78ZM233 77V78H232ZM236 77V78H235ZM240 77V78H239ZM65 78V79H64ZM108 78V79H107ZM114 82H111V80ZM131 78V79H130ZM187 80H186V79ZM199 78V79H198ZM222 78V79H221ZM235 78V79H234ZM242 78V80H241ZM68 79V80H67ZM102 79V80H101ZM179 79V80H178ZM195 79H198L195 80ZM204 79V80H203ZM227 79V81H226ZM78 80V81H77ZM110 80V81H109ZM119 80V81H117ZM128 80V81H127ZM153 80V82H152ZM221 80V81H220ZM226 82H225V81ZM237 82H236V81ZM245 80V81H244ZM249 80V81H248ZM81 81V82H80ZM92 81V82H91ZM100 81V82H99ZM194 81V83H193ZM214 81V82H213ZM233 81V82H232ZM239 81V82H238ZM251 81V82H250ZM72 82V83H71ZM85 82V83H84ZM130 82V83H129ZM180 82V81H179ZM217 82V83H215ZM224 82V83H223ZM254 84H253V83ZM77 83V84H76ZM101 83V84H100ZM105 83V84H104ZM116 83V84H115ZM170 83V82H169ZM199 83V84H198ZM223 83V84H222ZM245 83V85H244ZM83 84V85H82ZM86 84V85H84ZM94 84V85H92ZM100 84V85H98ZM124 84V85H123ZM172 84V83H171ZM235 84V85H234ZM241 84V86H240ZM243 84V85H242ZM261 84V85H260ZM89 85V86H88ZM111 85V86H110ZM116 85V86H115ZM122 85V86H121ZM234 85V86H233ZM238 87L236 88V86ZM247 85V87H246ZM83 86V87H82ZM88 86V87H87ZM98 86V87H97ZM102 86V87H100ZM127 86V87H126ZM227 86V87H226ZM253 86V87H252ZM255 86V87H254ZM76 87V88H75ZM79 87V88H78ZM82 87V88H81ZM107 87V88H106ZM113 87V88H112ZM116 87V88H115ZM120 87V88H119ZM151 87V88H150ZM230 87V88H229ZM245 87L246 89L242 88ZM251 87V88H250ZM259 87V88H257ZM89 88V89H88ZM93 90H92V89ZM115 88V89H114ZM126 88V89H125ZM130 88V89H129ZM150 88V89H149ZM199 88V89H198ZM233 88V89H232ZM261 88V89H260ZM113 89V90H112ZM194 89V90H193ZM215 89V90H216ZM226 89V90H225ZM235 89V90H234ZM244 89V91H243ZM249 89V91H248ZM252 89V90H251ZM95 90V91H94ZM98 90V91H97ZM121 90V91H120ZM127 93H126V91ZM193 90V91H192ZM196 90V91H195ZM233 90V91H232ZM257 90V91H256ZM93 91V94L91 92ZM101 91V92H100ZM115 91V92H114ZM117 91V92H116ZM201 92V94L199 93ZM235 91V92H234ZM239 91V93H238ZM243 91V92H242ZM254 91V92H252ZM109 92V93H108ZM125 94H122V93ZM258 92V93H256ZM104 95H102V94ZM113 93V94H110ZM199 93V94H198ZM255 93V94H253ZM83 96H80V95ZM225 94V95H224ZM231 94V95H228ZM108 95V96H107ZM128 95V96H127ZM133 95V96H132ZM194 95V97H193ZM228 97L226 98V96ZM246 95V96H245ZM0 100L2 98V95L0 94ZM59 96V100H61V96ZM90 96V98H88ZM111 96V97H110ZM118 96V97H117ZM121 96V97H120ZM124 96V97H123ZM126 96V97H125ZM204 99H203V97ZM237 96V97H236ZM245 96V97H244ZM261 96V97H260ZM81 97V98H80ZM87 97V98H86ZM93 97V98H92ZM106 97V98H105ZM115 97V98H113ZM200 97V98H199ZM260 97V98H258ZM103 98V99H102ZM127 98V99H126ZM132 98V100H131ZM196 98V99H195ZM250 98V99H249ZM255 98V99H254ZM86 99V100H85ZM115 99V100H114ZM126 99V100H125ZM140 99V100H139ZM189 99V100H190ZM193 99V100H192ZM210 100L209 98H207ZM124 100V101H123ZM134 100V101H133ZM146 100V101H145ZM226 100V101H225ZM248 100V101H247ZM95 101V102H94ZM126 101V102H125ZM195 101V102H194ZM232 101V103L230 102ZM107 102V103H106ZM115 102V103H114ZM128 102V103H127ZM146 102V103H145ZM201 102V103H200ZM219 102V101H218ZM235 102V103H234ZM243 102V103H242ZM253 102V103H252ZM234 103V104H233ZM237 103V104H236ZM256 103V105L254 104ZM80 104V105H79ZM125 104H127L125 106ZM139 106V107H135ZM85 105V106H84ZM92 105V106H91ZM122 105V106H121ZM203 105V106H202ZM233 105V107H232ZM235 105V106H234ZM258 105V106H257ZM260 105V106H259ZM90 109H89V107ZM115 106V108L113 107ZM146 106V105H145ZM241 106V107H240ZM251 106V107H250ZM257 106V107H256ZM82 107V108H81ZM98 110H97V108ZM112 107V108H111ZM124 107V108H123ZM130 107V108H129ZM238 107V108H236ZM108 108V109H107ZM130 110H129V109ZM143 108V109H142ZM241 108V109H240ZM244 108V110H243ZM252 109L250 110V109ZM82 109V111H80ZM94 109V110H93ZM140 110L138 113H134V110ZM238 111H237V110ZM240 109V110H239ZM262 109V110H261ZM101 110V111H100ZM105 110V111H104ZM110 110V111H109ZM132 110V111H131ZM207 110V111H206ZM257 110V111H256ZM261 110V111H260ZM0 111H2L0 109ZM109 111V112H108ZM117 111V112H116ZM123 111V112H122ZM81 112V113H80ZM96 112V113H94ZM106 112V113H104ZM112 115H110L111 113ZM120 115H118L119 113ZM129 112V114H128ZM132 112V113H131ZM237 112V113H236ZM258 112V113H257ZM84 113V115L82 114ZM109 113V114H108ZM116 113V115H114ZM118 113V114H117ZM245 115H244V114ZM252 113V114H251ZM256 113V114H255ZM94 116H93V115ZM100 114V115H99ZM104 114V115H103ZM243 114V115H242ZM262 116H261V115ZM87 115L89 117H87ZM97 117H96V116ZM103 117H102V116ZM107 117H106V116ZM208 115V116H207ZM253 115V117H252ZM84 116V117H83ZM92 116V117H91ZM111 116V117H110ZM238 118H237V117ZM243 117V118H240ZM261 116V117H260ZM97 119H96V118ZM106 117V118H105ZM251 117V118H250ZM90 118V119H89ZM93 118V119H91ZM105 122H104V119ZM116 122H115V119ZM118 118V120H117ZM122 118L124 120H122ZM132 118V119H131ZM250 118V120H249ZM261 118V119H260ZM100 119V120H99ZM109 119V120H108ZM121 119V120H120ZM131 119V120H130ZM134 119V120H133ZM206 119V120H205ZM210 121H208V120ZM245 119V120H244ZM253 119V120H252ZM89 120L90 122L88 123ZM92 120V121H91ZM103 120V122H102ZM108 120V121H107ZM126 120V121H125ZM239 123L238 124V121ZM96 123H94V122ZM119 121V122H118ZM128 121V122H127ZM236 121V122H235ZM250 121V122H249ZM255 121V122H254ZM261 121V122H260ZM92 122V123H91ZM102 122V123H100ZM124 122V123H123ZM134 122V124H133ZM246 122V123H245ZM248 122V123H247ZM254 122V124L252 123ZM256 122H258L256 124ZM99 123V124H98ZM104 123V124H103ZM109 123V124H108ZM115 123V124H114ZM136 123V126H135ZM242 123V125H241ZM250 123V124H249ZM75 124V125H74ZM114 124V125H113ZM139 124V125H138ZM238 124V125H237ZM259 124V125H258ZM262 126H261V125ZM68 125V127H67ZM74 127H72V126ZM78 125V126H77ZM94 125V126H93ZM102 125V126H101ZM106 127H105V126ZM125 125V126H124ZM132 127V129L129 128ZM258 125V126H257ZM84 127V129L82 128ZM89 126V127H88ZM108 126V128H107ZM111 126V127H110ZM121 126V127H120ZM123 126V127H122ZM261 126V127H260ZM88 127V128H87ZM93 127L94 130L91 128ZM97 129H96V128ZM103 127V128H102ZM116 127V128H115ZM128 127V129L126 128ZM136 127V128H135ZM231 127V128H230ZM91 128V129H90ZM119 128V129H118ZM126 128V129H125ZM135 128V129H133ZM142 128V129H141ZM210 132V139L217 138V133L214 132L212 127H209ZM230 129H233L232 125H229ZM74 129V130H75ZM101 129V130H98ZM104 129V130H103ZM113 129V130H112ZM121 129V130H120ZM138 129V130H137ZM254 129V130H253ZM81 130V131H80ZM85 130V131H84ZM98 130V131H97ZM115 130V131H114ZM119 130V131H118ZM125 130V132H124ZM135 130V131H132ZM93 131V132H92ZM107 131V132H105ZM121 131V132H120ZM132 131V132H131ZM258 131V132H255ZM260 131V133H259ZM92 132V133H91ZM111 132V133H110ZM116 132V135L114 133ZM126 133V134H125ZM212 133V134H211ZM254 133V134H253ZM103 134V135H102ZM107 134V135H106ZM109 134V137H108ZM114 134V135H113ZM136 134V135H135ZM84 135V136H83ZM97 135V136H96ZM119 135V136H118ZM214 135V136H213ZM115 136V137H114ZM132 136V137H131ZM136 136V137H135ZM94 138V139H93ZM106 140H105V139ZM111 138V139H110ZM120 138V139H119ZM85 139V140H84ZM90 139V140H89ZM109 139V140H108ZM115 139V140H114ZM120 143H118L119 141ZM122 139V140H121ZM94 140V141H93ZM126 140V141H125ZM132 140V141H131ZM139 140V141H138ZM105 141V143H104ZM113 141V142H112ZM129 144L127 145V143ZM135 142V143H134ZM141 142V143H140ZM222 142V140L219 141V144ZM218 143V142H217ZM216 143V144H217ZM113 144V145H112ZM123 144V145H121ZM124 144L125 147H124ZM131 144V145H130ZM215 144V145H216ZM112 145V146H109ZM116 145V146H115ZM124 147V149L127 151L126 154L129 155V157L122 156L120 154L121 146ZM212 145L210 146L211 149H216V146ZM115 146V148H114ZM127 146V147H126ZM99 147V148H98ZM104 147V149H103ZM0 168H3L2 166L6 162L7 156L3 154L4 148L3 145L0 144ZM117 148V149H116ZM129 148V149H128ZM137 148V149H136ZM105 149L107 152H105ZM111 149V150H109ZM135 151H134V150ZM3 151V152H2ZM140 151V152H139ZM98 152V153H97ZM116 152V153H115ZM134 153V157L132 158L131 153ZM136 152V153H135ZM137 152L139 153L137 156ZM142 152V153H141ZM88 153V154H87ZM97 153V155H96ZM113 154L110 156V154ZM99 154V155H98ZM131 155V156H130ZM141 155V156H140ZM143 155V156H142ZM217 155H221L223 159H225V151L220 153L217 151ZM104 156V157H102ZM121 156V157H120ZM100 157V158H99ZM123 157H125L123 159ZM138 157H140L138 159ZM221 157V158H222ZM5 160H4V159ZM122 158V159H121ZM143 160H142V159ZM99 159V162L97 161ZM105 161H104V160ZM113 159V160H112ZM117 159V161H116ZM96 160V161H95ZM124 160V162H123ZM131 160V162H130ZM103 161V162H102ZM113 161V162H112ZM145 161V164H144ZM3 162V163H2ZM138 162V163H137ZM2 163V164H1ZM115 163V164H114ZM125 163V164H124ZM149 166H148V164ZM230 163V164H229ZM231 163H233L231 165ZM234 163L236 165H234ZM101 164V166H100ZM117 165V166H116ZM141 167H139V166ZM228 166L230 170L236 171L235 174L237 177L240 178L242 182H244V172L242 171V168L236 161H230L228 162ZM232 166V167H231ZM104 167V168H103ZM117 167V168H116ZM138 167V168H137ZM147 167V168H146ZM231 167V168H230ZM236 167V168H235ZM103 168L104 170H102ZM111 168V169H110ZM128 168V169H127ZM135 168V169H132ZM140 168V169H139ZM145 168V169H144ZM233 168V169H232ZM101 169V170H100ZM124 169V170H123ZM130 169V170H129ZM144 169V170H143ZM150 169V170H149ZM235 169V170H234ZM113 172H112V171ZM122 170V171H121ZM127 170V171H126ZM135 170V171H134ZM240 170V171H239ZM6 173L9 170H5ZM102 171V172H101ZM125 171V172H124ZM143 171V172H141ZM242 171V172H241ZM107 172V173H106ZM123 172V173H122ZM139 172V173H137ZM5 173V172H4ZM111 173V174H110ZM118 173V174H117ZM146 173V174H145ZM243 173V174H242ZM145 174V175H144ZM149 174V175H148ZM238 174V175H237ZM241 175V176H240ZM150 176V177H149ZM103 177V178H102ZM118 177V178H117ZM133 182H132V178ZM139 177V178H138ZM143 177L142 181L140 182V178ZM145 177V178H144ZM243 177V178H242ZM105 178V179H104ZM110 178V179H109ZM131 178V179H130ZM153 178V179H152ZM167 178V177H166ZM8 181L6 178H3ZM9 179V178H7ZM16 180H20L17 177L12 178ZM112 179V180H111ZM152 179V180H151ZM168 179V178H167ZM166 179V180H167ZM111 182H110V181ZM139 180V182H138ZM149 180V181H148ZM2 181V182H3ZM10 181V180H9ZM107 181V182H106ZM118 181V182H117ZM140 183V184H139ZM169 183V181H168ZM122 184V186H120ZM124 184V185H123ZM167 184V183H166ZM127 185V186H125ZM123 186H125L123 188ZM133 186V187H132ZM149 186V185H148ZM127 187V188H126ZM104 189V190H102ZM125 190V191H124ZM163 190V189H162ZM161 190V191H162ZM168 190V191H167ZM250 186H247V191L249 192ZM130 191V192H131ZM164 196L170 198V190L164 188L163 190ZM121 195H120V194ZM14 195L19 198H22L20 194H18L17 191L14 192ZM169 195V196H168ZM106 197V198H105ZM132 199V200H131ZM131 200V201H130ZM264 201V194L261 195L260 200H256V205L259 202ZM204 201V200H202ZM123 202V203H122ZM130 202V203H129ZM121 203V204H120ZM126 203V204H125ZM128 203V204H127ZM133 203V204H132ZM138 204V206H137ZM249 204V203H248ZM136 205V206H135ZM141 205V206H140ZM172 207H176V203L171 204ZM245 204L244 209L246 210L247 214H249V205ZM255 205V206H256ZM122 206V207H120ZM131 206V207H130ZM135 206V208H133ZM116 207V209H115ZM143 207V208H142ZM114 208V209H113ZM120 208V209H119ZM139 208V209H138ZM243 209V210H244ZM118 210V211H117ZM248 210V211H247ZM110 211V212H109ZM122 211V212H121ZM126 211V212H125ZM118 212V213H117ZM116 213V214H114ZM122 213V214H121ZM111 214V215H110ZM113 214V216H112ZM260 218H259V217ZM258 217V218H257ZM107 218V217H106ZM113 218V219H112ZM117 218V219H116ZM253 219L257 221V229H259L261 232L259 234L264 237V226L261 227V225H264V217L260 215L259 212H257L252 216ZM120 219V220H119ZM261 219V220H260ZM117 221V222H116ZM120 222V223H119ZM120 224V225H119ZM261 224V225H260ZM117 225V226H116ZM122 226V227H121ZM104 227V228H103ZM109 228V229H108ZM119 228V230H118ZM262 228V229H261ZM109 230V231H108ZM111 232V233H110ZM120 232V233H119ZM116 233V234H115ZM118 233V234H117ZM113 234V235H112ZM113 239L116 245H109V241L107 239ZM111 237V238H110ZM167 238V237H165ZM106 239V240H105ZM115 239V240H114ZM130 240L133 242L135 239L130 237ZM31 241V240H30ZM124 241V242H122ZM47 242V241H46ZM44 243V247L40 250H37V248L33 244H29L27 247V253L28 257L26 259V264H40L38 262L42 261L43 257L46 254V248L48 247V242ZM104 242V243H103ZM120 243V244H119ZM127 243V244H126ZM170 243V242H169ZM175 241H172L170 244H174ZM106 244V246L104 245ZM175 245V244H174ZM173 245V246H174ZM109 246V247H108ZM112 247V248H111ZM36 250H35V249ZM101 249V250H100ZM114 251H113V250ZM32 250V251H31ZM103 250V252H102ZM116 250V251H115ZM38 251V252H37ZM119 251V254H118ZM200 257L199 262L195 264H210V259L208 254L204 251V248H200ZM202 251V252H201ZM40 252V253H39ZM123 252V253H122ZM37 253L36 262L33 261L32 254ZM103 253V254H102ZM110 253V254H109ZM205 253V254H204ZM43 254V255H42ZM207 254V255H206ZM117 255V256H116ZM203 255V256H202ZM120 256V257H119ZM40 257V258H39ZM202 257V258H201ZM205 261H204V259ZM32 258V259H31ZM107 258V259H106ZM119 259V260H118ZM102 260V261H101ZM202 260V262H201ZM104 262V263H103ZM108 262V263H107ZM146 264H154V261L147 260ZM194 264V263H193Z\"/></svg>",
    "mask_w": 264,
    "mask_h": 264
}]
</instances>
